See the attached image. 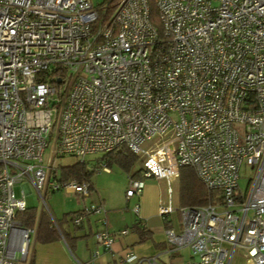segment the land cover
Wrapping results in <instances>:
<instances>
[{
  "label": "built area",
  "instance_id": "built-area-1",
  "mask_svg": "<svg viewBox=\"0 0 264 264\" xmlns=\"http://www.w3.org/2000/svg\"><path fill=\"white\" fill-rule=\"evenodd\" d=\"M122 147L141 169L127 201L146 178L167 185L157 214L179 215L180 229L165 231L171 252L187 248L186 264H230L236 251L264 264V0H0V264L27 263L26 188L42 203L48 189L91 196L88 182H60L54 158ZM184 167L213 194L206 205L174 209ZM131 211L140 219L139 203ZM105 215L101 200L83 203L72 223L99 217L94 239L111 251L128 231L109 233ZM116 264L165 263L127 251Z\"/></svg>",
  "mask_w": 264,
  "mask_h": 264
},
{
  "label": "crops",
  "instance_id": "crops-1",
  "mask_svg": "<svg viewBox=\"0 0 264 264\" xmlns=\"http://www.w3.org/2000/svg\"><path fill=\"white\" fill-rule=\"evenodd\" d=\"M99 200L101 199L98 198L94 202ZM136 203L140 204V223L132 211H106L105 216L108 219L106 230L109 233H118L123 229L128 231L126 235L116 237L111 251L101 249L94 239V233L101 228L98 222L99 217H87L78 226H74L70 222L64 223L61 229L65 238L61 237L50 243H41L37 239V228L42 214H47V212L44 210L45 212L40 214L36 213L33 226L35 232L30 237L26 264H77V262L82 264L90 262L116 264L117 257L124 255L127 251L133 252L139 258L157 256L158 261L165 264H186L194 260L187 248L175 252L170 251L165 231L167 229L178 231L180 223L177 221V224H174L169 216L165 219L158 216L157 204L159 201L154 200L147 188L143 190L139 199L135 198ZM77 211H72V213ZM62 216L58 219H61ZM70 226L74 230H71ZM136 226L145 230L147 236L144 240H141L138 231L134 228ZM95 252L97 255L94 257ZM230 264H249V262L239 252L232 257Z\"/></svg>",
  "mask_w": 264,
  "mask_h": 264
},
{
  "label": "rangeland",
  "instance_id": "rangeland-1",
  "mask_svg": "<svg viewBox=\"0 0 264 264\" xmlns=\"http://www.w3.org/2000/svg\"><path fill=\"white\" fill-rule=\"evenodd\" d=\"M93 6L102 7L106 6L109 0H90ZM101 154L88 155L85 157V166L89 171H92L91 183L93 184V191L89 198L84 199V201L78 200V198L67 192L65 189L60 188L58 191L52 192L50 189L44 192V203L37 196L35 190L32 187L26 188L25 192V203L28 209L34 210L36 213L40 214L45 210L44 204L50 212V215L53 219H58L63 214L68 212L77 211L82 207L83 203L94 202L98 198L103 201V206L106 211L110 212L113 210H129L135 204V198H130L129 201L126 200L125 190L128 183V174L121 169L113 166L108 172L104 171L102 167L104 162L102 161ZM49 151L46 150L43 154L44 164L47 163L49 159ZM75 162L74 158L71 157H58L53 160V167L59 169L61 166L71 165ZM133 171L137 170L140 167L138 161L137 165ZM253 176L252 170L247 167H243L240 171V177L238 184L240 189L245 192L248 180ZM52 180V178H51ZM144 189L146 188L150 191L151 195L154 197L155 201L166 202L167 201V185L163 180H155L153 178H146L143 180ZM172 188V204L174 209L180 207L179 204V193H178V180H174L171 183ZM14 193L17 197L21 196V186H14ZM43 193V190H42ZM158 205V204H157ZM45 212V211H44ZM129 213V212H128ZM141 213V211H140ZM169 219L177 224L179 223V215L177 211H174L169 215ZM107 219V218H106ZM108 225V219H107ZM71 230H74L72 226L69 227ZM236 255L239 254V251H236Z\"/></svg>",
  "mask_w": 264,
  "mask_h": 264
},
{
  "label": "trees",
  "instance_id": "trees-1",
  "mask_svg": "<svg viewBox=\"0 0 264 264\" xmlns=\"http://www.w3.org/2000/svg\"><path fill=\"white\" fill-rule=\"evenodd\" d=\"M150 21L155 28L160 31L159 22L157 20V11L153 3L150 4ZM102 161L104 162L103 167L106 169L115 166L126 172L128 177L141 179V169L137 168V170L133 171L135 167H138L136 166L139 161L138 158L124 147L103 155ZM85 164V162L81 163L75 161L71 165L59 167L60 182H88L93 188V184L90 181L93 172L89 171ZM178 193L180 207L203 206L210 201V196L211 198L213 197V194H209L200 183L193 170L187 167L182 168L180 171L178 177ZM76 213L77 212L66 213L61 219H53L55 226L52 225V220L47 214H42L37 228L38 241L41 243H50L61 237L65 238L61 226L64 223H72L73 217ZM36 215L37 214L34 210L27 208L25 212L18 215V219L24 227L32 228L35 224ZM138 222L140 223L139 219ZM134 228L138 231L141 240H144L147 236L145 230L139 229L137 226Z\"/></svg>",
  "mask_w": 264,
  "mask_h": 264
}]
</instances>
